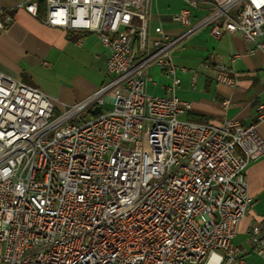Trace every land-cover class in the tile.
I'll list each match as a JSON object with an SVG mask.
<instances>
[{"label":"built area","instance_id":"2783aa9c","mask_svg":"<svg viewBox=\"0 0 264 264\" xmlns=\"http://www.w3.org/2000/svg\"><path fill=\"white\" fill-rule=\"evenodd\" d=\"M40 1L15 7L38 17ZM43 1L44 23L93 32L109 47V80L54 116L39 87L0 72V264H249L235 238L253 207L246 168L264 156V104L249 126L180 118L192 105L177 95L188 69L173 52L202 25L264 47V0H209L194 26L182 8L174 19L185 30L175 37L151 29L152 0ZM13 20L0 3V32ZM153 64L170 78L164 95L148 91ZM218 69L217 80L234 88ZM247 240L264 257V216Z\"/></svg>","mask_w":264,"mask_h":264},{"label":"crops","instance_id":"0c3cea01","mask_svg":"<svg viewBox=\"0 0 264 264\" xmlns=\"http://www.w3.org/2000/svg\"><path fill=\"white\" fill-rule=\"evenodd\" d=\"M197 1V6L192 7L187 0H152L151 29L160 25L171 37L180 35L185 27L174 19V15L186 7L190 8L192 25L199 24L211 12V5L209 0ZM15 2L16 0H0L14 18L9 27L0 32L1 73L34 85L35 78L30 70L31 58L40 53L46 54L56 43L61 42L64 45L68 36L72 34L78 36L75 44L82 47L87 43L96 51V59L102 60L106 68L110 49L95 33L70 31L47 25L42 19L46 12L43 0L40 1L38 17L16 8ZM80 38H82L81 44L78 42ZM258 41H264V34ZM184 42L182 47L188 49L186 44L189 43V47L191 46L189 56L200 57L201 66L190 70L187 68L188 78L178 97L190 102L192 109L186 111L182 115L183 118L213 125L222 124L226 118L236 119L243 126L255 124L257 107L264 104V47H257L253 42L247 41L240 32H224L219 37H215L210 33V25H202ZM218 65L225 66L224 72L236 79L237 85L234 88L223 85L217 80ZM153 84L157 85L156 82ZM97 87L89 82L71 101L76 102L89 96L97 90ZM161 90L165 94L162 86ZM225 99L230 101L227 107L223 105ZM257 129L264 138V119L257 124ZM246 176L253 207L241 221L235 243L246 250L245 257L250 264V257L264 260V257H259L250 251L247 240L250 227L264 216V156L249 163Z\"/></svg>","mask_w":264,"mask_h":264},{"label":"rangeland","instance_id":"374dc122","mask_svg":"<svg viewBox=\"0 0 264 264\" xmlns=\"http://www.w3.org/2000/svg\"><path fill=\"white\" fill-rule=\"evenodd\" d=\"M77 38V35L72 34L68 36L64 45L61 42L56 43L46 54L40 53L31 58L32 66L30 70L35 78L34 86L39 87L53 100L55 105L54 116L62 115L66 110L73 107L76 102L85 99L86 97L76 102L71 101L85 89V85H88L89 82L98 86V89L109 80L107 66L105 68L104 62L96 59V51L90 48L87 43H84L82 47L77 46L75 44ZM183 44L173 52L175 64L179 69L181 67H186L189 70L190 68H200V57L191 58L189 56L191 52L190 44H186L188 46L186 50L182 47ZM44 61L49 62L51 68L44 67ZM149 74L153 81L157 83V85L152 82L148 83L149 93L163 95L164 92L161 90V86L168 85L171 82L167 70L153 64L149 68ZM179 75L183 83L177 88L178 96H180V90L188 78L187 72H179ZM111 105V102L107 100L104 109L111 108ZM90 118H92L90 113L82 116L83 120ZM180 118L184 119L183 116H180ZM75 120L80 121L81 119L76 117ZM249 261L250 264H264V260L258 257H250Z\"/></svg>","mask_w":264,"mask_h":264},{"label":"water","instance_id":"95a60500","mask_svg":"<svg viewBox=\"0 0 264 264\" xmlns=\"http://www.w3.org/2000/svg\"><path fill=\"white\" fill-rule=\"evenodd\" d=\"M101 112V107L100 106H97L95 107L93 110H92V114L93 115H97L98 113Z\"/></svg>","mask_w":264,"mask_h":264}]
</instances>
